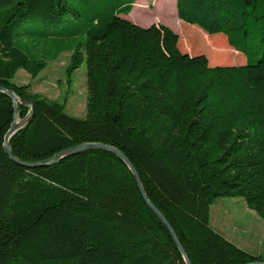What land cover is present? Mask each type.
<instances>
[{
    "label": "trees",
    "instance_id": "obj_1",
    "mask_svg": "<svg viewBox=\"0 0 264 264\" xmlns=\"http://www.w3.org/2000/svg\"><path fill=\"white\" fill-rule=\"evenodd\" d=\"M135 2L75 29L87 35L66 70L70 79L86 62V114L77 118L14 78L46 69L59 52L35 54L27 43L57 47L81 11L68 0H0V86L24 103L15 108L0 91V264H186L116 153L90 148L51 163L87 143L129 158L192 264L264 262L210 225L219 197H241L264 219L261 0H177L182 36L124 19ZM195 46L231 64L193 56ZM28 115L9 144L32 167L4 148L15 117Z\"/></svg>",
    "mask_w": 264,
    "mask_h": 264
},
{
    "label": "rangeland",
    "instance_id": "obj_2",
    "mask_svg": "<svg viewBox=\"0 0 264 264\" xmlns=\"http://www.w3.org/2000/svg\"><path fill=\"white\" fill-rule=\"evenodd\" d=\"M71 5L77 7L83 17L75 23H71L66 34H75V29L87 30L92 20L102 14L105 8H115L128 2V0H68ZM177 0H136L133 9L129 14H122L127 19L141 27H150L154 24H161L179 36L183 35L180 27V19L176 9ZM264 7V0H261ZM222 36H225L221 34ZM260 35L253 41L252 49L261 54ZM87 35L77 33L65 39H61L57 47L51 45H32L31 51L49 54L58 53V56L49 61L37 77H31L24 69H20L14 81L17 84H30L34 92H38L49 100L65 105L66 112L77 118H84L87 106V67L84 62L68 79L66 70L69 66L73 50L80 44L86 42ZM198 48V49H197ZM232 50V49H231ZM233 52V51H232ZM236 54L235 52H233ZM191 54L204 55L210 64H231L225 60L223 54L209 53L205 49L193 47ZM244 56V55H243ZM246 59V57H244ZM255 63L257 59L250 60ZM20 120V119H19ZM210 225L229 240L233 241L242 249L255 255L264 256V219L246 204L241 197H219L216 198L210 209Z\"/></svg>",
    "mask_w": 264,
    "mask_h": 264
},
{
    "label": "water",
    "instance_id": "obj_3",
    "mask_svg": "<svg viewBox=\"0 0 264 264\" xmlns=\"http://www.w3.org/2000/svg\"><path fill=\"white\" fill-rule=\"evenodd\" d=\"M0 91L6 93L7 95H9L14 102V106L15 108H17V104L18 103H22L24 104L19 98L18 96L10 89H7L5 87L0 86ZM32 110H33V106H32ZM31 117V115H28L26 118L19 120L17 117H15L11 128L9 129V131L7 132L6 136H5V142H4V148L6 151V154L15 162L24 165V166H28V167H32V166H36L38 165L37 163H26V162H22L20 160H18L12 153L10 144H9V140L10 138L20 129L22 128L29 120V118ZM90 148H98V149H105V150H109L112 151L114 153H116L118 156H120L122 158V160L125 162V164L128 166V168L130 169V171L133 173L135 179L138 182L139 185V189L145 199V201L147 202L148 206L151 208V210L161 219V221L164 223V225L167 227V229L169 230L171 236L173 237V240L175 241L176 245L178 246V248L180 249L184 260L186 262V264H192L186 251L184 250L182 244L180 243L174 229L172 228V226L170 225V223L168 222V220L165 218V216L161 213V211L153 204L149 201L144 188L142 186V182L140 179V176L136 170V168L134 167V165L132 164V162L129 160V158L119 149L110 146V145H106V144H102V143H87V144H83V145H79V146H75L72 148H69L65 151H63L61 153V155L59 157H57L55 160H53V162L51 163H56L61 161L62 159L70 156V155H74L77 153H80L84 150L90 149ZM248 264H264V262H251Z\"/></svg>",
    "mask_w": 264,
    "mask_h": 264
}]
</instances>
